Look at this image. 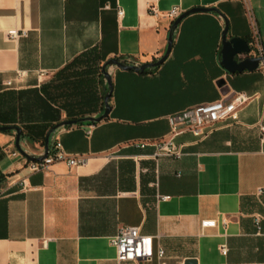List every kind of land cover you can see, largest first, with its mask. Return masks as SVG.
Segmentation results:
<instances>
[{"label": "crops", "instance_id": "obj_1", "mask_svg": "<svg viewBox=\"0 0 264 264\" xmlns=\"http://www.w3.org/2000/svg\"><path fill=\"white\" fill-rule=\"evenodd\" d=\"M171 7L218 13L182 18L157 68H111L109 113L89 134L86 124L53 132L84 165L30 172L13 132H0V264H118L109 239L124 227L151 237L165 264H264V84L258 70L226 73L219 57L223 18L226 39L249 45L247 11L264 52V0H0V127H17L21 150L38 157L51 126L100 114L102 64L159 59ZM234 94L248 98L236 120L201 140L175 137L180 159L132 146L165 139L167 116Z\"/></svg>", "mask_w": 264, "mask_h": 264}, {"label": "built area", "instance_id": "obj_2", "mask_svg": "<svg viewBox=\"0 0 264 264\" xmlns=\"http://www.w3.org/2000/svg\"><path fill=\"white\" fill-rule=\"evenodd\" d=\"M152 13L156 14V9L150 7ZM117 15H121V9H116ZM248 15V23L250 30L249 37V56L260 58L261 62L258 66V71L261 75L264 84V52L262 51L256 25L254 19ZM179 14L177 7H171L166 11L165 16L172 21ZM6 35L10 40H17L25 37V31L9 29ZM252 54V55H251ZM6 86L10 82H6ZM248 98L242 94H234L227 100H218L206 104H201L184 110L182 112L167 116L166 120L169 126V132L165 139L161 141H142L134 142L132 146L137 149L150 147L153 149V157H168L178 160L182 156L181 146L174 144L175 137L188 132L194 138L201 140L210 134L221 121H235L237 109L242 107ZM93 128V125L88 126L87 134ZM258 131L260 134V142H264V126L259 125ZM87 162V158L83 155L70 156L65 154L59 143H53L45 158L36 162H27V167L30 172L44 171L55 163H63L67 168L82 166ZM264 193L263 189H258L255 196H260ZM162 199H167L163 197ZM259 219H254V225L258 230ZM213 221L201 222V227H212ZM109 245L114 249L115 261L120 263H145L150 262L153 258L157 260V264H165L163 261V250L159 247H153L151 237L142 235L135 227H124L118 230L117 234L109 239ZM221 252H225L221 249Z\"/></svg>", "mask_w": 264, "mask_h": 264}, {"label": "water", "instance_id": "obj_3", "mask_svg": "<svg viewBox=\"0 0 264 264\" xmlns=\"http://www.w3.org/2000/svg\"><path fill=\"white\" fill-rule=\"evenodd\" d=\"M195 12H216L218 13L217 9L214 7H191L181 13H179L171 22L169 26V30L167 33V43L166 48L164 50L163 55L154 62L145 63L140 65L130 64L128 62L119 61L115 58L109 59L104 62L101 66V77L103 86L105 88L104 95L102 98V111L95 117H86L79 120H66L59 122L58 124L54 125L45 135L44 142H43V152L38 157L29 156L24 153L20 146H19V138L21 136V132L17 127L12 126H3L0 127V132H13L14 134V149L17 153L24 157L27 161L36 162L40 161L41 159L45 158L48 151L50 150L53 144V138L51 135L54 131L62 127H71L79 124H86V125H95L98 122L104 120L109 113V104L108 100L111 93V77H110V69L116 68L121 71H133L137 73H144L145 71H151L157 68L167 57L169 54L171 43H172V35L176 26L180 22L182 18L186 15L195 13ZM222 17V15H220ZM227 33V21L223 18V29L220 34V50H219V57H220V66L224 69V71L228 74H239L244 71L252 72L258 70V66L261 62L260 58H255L249 56L250 48L247 45L246 41L233 37L226 39ZM244 56V58H241ZM182 264H195L194 260H184Z\"/></svg>", "mask_w": 264, "mask_h": 264}, {"label": "trees", "instance_id": "obj_4", "mask_svg": "<svg viewBox=\"0 0 264 264\" xmlns=\"http://www.w3.org/2000/svg\"><path fill=\"white\" fill-rule=\"evenodd\" d=\"M75 61H77V59H74L71 63H73V62H75ZM70 63V64H71ZM146 72V71H145ZM144 72V73H145ZM99 77H100V80H101V83H102V87H103V93H102V98H103V95H104V91H105V88H104V86H103V82H102V79H101V68H100V72H99ZM57 76V75H56ZM79 119H82V118H79ZM79 119H75V118H72V119H70V120H79ZM58 124V123H57ZM54 126V125H53ZM53 126H51L50 128H49V130L53 127ZM44 142V141H43ZM0 177H1V175H0Z\"/></svg>", "mask_w": 264, "mask_h": 264}, {"label": "rangeland", "instance_id": "obj_5", "mask_svg": "<svg viewBox=\"0 0 264 264\" xmlns=\"http://www.w3.org/2000/svg\"><path fill=\"white\" fill-rule=\"evenodd\" d=\"M101 79H102V77H101Z\"/></svg>", "mask_w": 264, "mask_h": 264}]
</instances>
